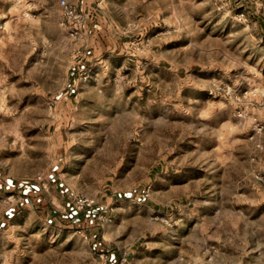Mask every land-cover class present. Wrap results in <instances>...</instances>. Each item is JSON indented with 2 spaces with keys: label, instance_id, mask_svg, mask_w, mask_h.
Listing matches in <instances>:
<instances>
[{
  "label": "rangeland",
  "instance_id": "1",
  "mask_svg": "<svg viewBox=\"0 0 264 264\" xmlns=\"http://www.w3.org/2000/svg\"><path fill=\"white\" fill-rule=\"evenodd\" d=\"M97 1L0 0V264H264V0Z\"/></svg>",
  "mask_w": 264,
  "mask_h": 264
},
{
  "label": "built area",
  "instance_id": "2",
  "mask_svg": "<svg viewBox=\"0 0 264 264\" xmlns=\"http://www.w3.org/2000/svg\"><path fill=\"white\" fill-rule=\"evenodd\" d=\"M106 0H98L97 5L103 6ZM86 0H78L76 3H72L70 0H59V5L61 8L60 24L63 29L67 32L69 37L75 41H81L84 38L82 32V24L85 19V7ZM80 79L86 80L89 75L86 71H78ZM1 162V160H0ZM38 182L46 187L44 179L38 177ZM15 201V195L10 194L5 197H0V204H6L12 206ZM95 206V201L83 196L76 197L74 201L75 210L79 213L93 209ZM3 222V215L0 214V224ZM126 259H123L120 264H124Z\"/></svg>",
  "mask_w": 264,
  "mask_h": 264
},
{
  "label": "crops",
  "instance_id": "3",
  "mask_svg": "<svg viewBox=\"0 0 264 264\" xmlns=\"http://www.w3.org/2000/svg\"><path fill=\"white\" fill-rule=\"evenodd\" d=\"M87 1H88V6L85 9L88 11L89 14H91L93 12L96 13V9L92 8V6L90 5V3H92L94 0H87ZM103 14L105 15L106 13L104 12ZM0 174H1V172H0ZM15 187L20 188V184L18 181H15L13 178L8 177V176L7 177L0 176V192L1 193L10 192ZM35 189L36 188L33 185L21 186V188H20L22 194L27 195V196H30L34 192ZM34 194L35 193H33L32 196ZM29 199H30V197H29ZM12 212L13 211L11 209L4 211L5 219H3V222H4V220L5 221L8 220V219H6V217ZM3 222L1 223L2 225H3ZM5 224L6 223H4V226H5Z\"/></svg>",
  "mask_w": 264,
  "mask_h": 264
}]
</instances>
